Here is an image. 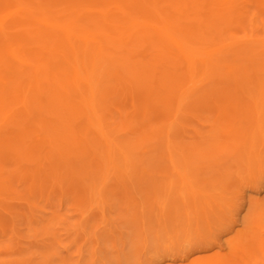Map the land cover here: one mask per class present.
<instances>
[{"label":"bare ground","instance_id":"bare-ground-1","mask_svg":"<svg viewBox=\"0 0 264 264\" xmlns=\"http://www.w3.org/2000/svg\"><path fill=\"white\" fill-rule=\"evenodd\" d=\"M244 1L0 0V170L10 155L19 164L34 162L37 174L44 170L43 176L55 180V164L74 150L71 118L84 117L108 157L92 147L93 165H65L73 175L101 168L102 191L112 170L127 175L132 163L151 165L152 158L131 156L148 139L145 134L114 142L103 129L100 110L127 95L137 101L144 120L178 115L186 102L197 114L214 107L231 117L229 141L199 140L188 155L174 152L171 122L156 149L168 162L160 168L168 177L160 189L164 198L158 202V188L146 190L162 215L181 210L187 221L192 212L197 220L207 219L210 208L225 198L217 192L212 199L195 182L204 187L215 179L227 189L235 181L264 176V31L255 19L234 40L223 29L244 17ZM48 130L56 136L48 138ZM180 158L185 164L190 158L221 160L223 169L194 181L179 169Z\"/></svg>","mask_w":264,"mask_h":264},{"label":"rangeland","instance_id":"rangeland-1","mask_svg":"<svg viewBox=\"0 0 264 264\" xmlns=\"http://www.w3.org/2000/svg\"><path fill=\"white\" fill-rule=\"evenodd\" d=\"M243 5L247 8L240 22L223 26L230 40L248 31L254 19L255 27L264 31V0H245ZM187 103L178 115L172 112L156 118L152 114L144 120L137 101L127 95L99 111L103 129L114 142L148 136L131 156L152 158L151 165L148 161L132 163L127 175L112 170L102 191L101 168L73 175L65 165L76 166L79 161L93 165L92 147L108 157L105 143L84 117L71 118L69 135L74 150L55 164V180L43 176L42 168L37 174L34 162L19 164L10 155L2 159L0 264H264V176L235 181L227 189H221L215 179L204 187L195 182L212 199L217 192L225 198L224 204L210 208L207 219L197 220L192 212L187 221L181 210L171 216L160 213L158 205L164 198L160 189L168 183L160 168L168 162L156 149L167 126L174 123L170 132L177 149L173 151L188 155L192 152L188 147L199 140L229 141L227 131L233 125L231 117L226 118L217 108L197 114ZM55 136L48 130V138ZM162 139L164 144V136ZM219 161L190 158L186 168L180 158L178 167L196 181L222 170ZM143 167L151 170L142 172ZM149 188L159 189V203L148 198ZM184 194L190 196L191 190Z\"/></svg>","mask_w":264,"mask_h":264}]
</instances>
